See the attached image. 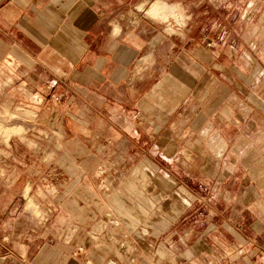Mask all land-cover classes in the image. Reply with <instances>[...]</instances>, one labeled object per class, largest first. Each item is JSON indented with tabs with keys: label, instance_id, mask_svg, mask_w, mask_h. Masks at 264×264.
Segmentation results:
<instances>
[{
	"label": "crops",
	"instance_id": "0c3cea01",
	"mask_svg": "<svg viewBox=\"0 0 264 264\" xmlns=\"http://www.w3.org/2000/svg\"><path fill=\"white\" fill-rule=\"evenodd\" d=\"M0 95L35 122L3 157L36 160L44 211L0 264H93L171 197L173 264H264V0H0Z\"/></svg>",
	"mask_w": 264,
	"mask_h": 264
},
{
	"label": "rangeland",
	"instance_id": "374dc122",
	"mask_svg": "<svg viewBox=\"0 0 264 264\" xmlns=\"http://www.w3.org/2000/svg\"><path fill=\"white\" fill-rule=\"evenodd\" d=\"M154 2L150 1L149 4H146L145 8L143 7L145 11H143H149L147 15L156 19L159 18L161 13H164L165 16L162 19L167 22L172 21V17L168 16V12L170 11V7H172L173 1H166L165 5H162L160 2ZM215 4H217L216 1ZM184 6L188 7V3H183L182 7ZM154 10H157V12L152 15L151 13ZM1 102L0 95V253L3 250L2 254L4 256H11L13 258L16 255L14 250L15 244L12 237H8L9 232L13 228V221L16 219V223H19V218H22L23 221L28 222L29 220L27 219L29 217L36 216L37 212H41L44 215V211L41 205L35 202L36 193H34V188L37 184L34 179L37 180V178H34L35 171L32 170V166L36 160H30L26 164L19 160L16 162L13 155L9 159H4L3 157L4 153H14L19 147L23 148L22 152L24 150L28 151L29 147L27 145H13L9 144V141L13 137H23L24 135L31 134L33 129L36 128L35 122L33 118L19 112H14V110L6 106H2L1 108ZM18 163H22V166ZM14 172L15 179L17 180H14V177L9 175V173ZM12 182L13 185L10 186L9 184ZM31 182H34V188ZM9 189H15L12 193L15 194L16 199L12 202L6 199V196H10L11 194L8 191ZM173 199L171 197L167 201L165 218H163L162 213H159L158 210H153L148 214L150 222L128 223V228L124 226L123 229H126L129 234L131 233L132 239H119L114 232L108 231L105 233L100 248L87 254V262L93 264H112L113 262L111 261H117L116 263L118 264H129L128 261H133L134 257L137 256L139 262L143 264H163V262L173 264L174 254L185 248L186 241L181 236L184 237L183 234L188 231L190 226L189 223L183 222L186 215L178 222V217L181 216L184 208H181V205L179 206V203ZM6 203H10L9 206ZM4 204L7 207L6 210L3 209ZM170 204L177 207H169L168 205ZM38 205L39 207H37ZM32 220L34 223L38 221L36 218ZM9 221L11 223H8ZM28 223L30 225V221ZM37 226L41 228L44 227V224H37ZM119 230L121 232L125 231ZM83 253L84 249L79 248L75 251L74 257H78ZM121 256L123 257L120 258Z\"/></svg>",
	"mask_w": 264,
	"mask_h": 264
},
{
	"label": "bare ground",
	"instance_id": "6f19581e",
	"mask_svg": "<svg viewBox=\"0 0 264 264\" xmlns=\"http://www.w3.org/2000/svg\"><path fill=\"white\" fill-rule=\"evenodd\" d=\"M155 7V6H154ZM157 8V7H156ZM159 8V7H158ZM160 9V8H159ZM151 10V9H150ZM149 12V11H148ZM157 12V10H154L151 14L153 15V14H155Z\"/></svg>",
	"mask_w": 264,
	"mask_h": 264
}]
</instances>
